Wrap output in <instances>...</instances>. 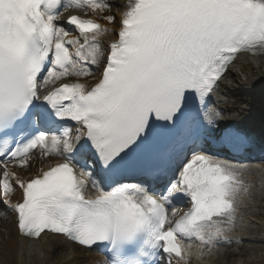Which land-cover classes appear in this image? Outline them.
Instances as JSON below:
<instances>
[{"label": "snow or ice", "instance_id": "1", "mask_svg": "<svg viewBox=\"0 0 264 264\" xmlns=\"http://www.w3.org/2000/svg\"><path fill=\"white\" fill-rule=\"evenodd\" d=\"M242 54L264 56V0H0V198L19 232L95 246L106 264L240 243L245 169L219 153L253 137L211 105ZM37 151L59 162L21 178Z\"/></svg>", "mask_w": 264, "mask_h": 264}, {"label": "bare ground", "instance_id": "2", "mask_svg": "<svg viewBox=\"0 0 264 264\" xmlns=\"http://www.w3.org/2000/svg\"><path fill=\"white\" fill-rule=\"evenodd\" d=\"M124 2L125 0H118L120 4ZM119 9L117 16L124 10L121 7ZM70 14L83 15L76 10H72L68 15ZM67 17L64 19L66 20ZM101 23L105 22L101 21ZM109 27L113 26L109 25ZM116 38H118L116 35L102 38L105 61L107 43ZM239 87L241 91L237 98L232 91H237ZM211 106L221 113L220 126L227 125L243 129L253 139L262 141L261 137H264V56L240 55L220 82V88L213 97ZM249 152L257 153L258 156L241 161L259 162L264 158V143L259 142L253 145ZM35 156V163L31 168L27 170L17 168L21 178L28 179L41 167L46 169L59 162V159L54 156L41 158L39 153ZM243 167L245 170L239 179L247 187V192H242L238 197L240 219L228 233L233 241H240V243L220 245L211 253L205 249L204 255H198V250L194 246L189 264H264V166L263 169ZM15 187L16 191L12 194L11 201L12 203L22 202V190L18 186ZM0 203L9 212L6 216L0 217V264H106V258L93 251H87L92 256L86 258L81 256L82 254L78 251H86L85 248L70 243L62 236L43 234L37 240L24 237L18 230L16 213L5 206L2 198ZM0 212H2L1 204Z\"/></svg>", "mask_w": 264, "mask_h": 264}, {"label": "rangeland", "instance_id": "3", "mask_svg": "<svg viewBox=\"0 0 264 264\" xmlns=\"http://www.w3.org/2000/svg\"><path fill=\"white\" fill-rule=\"evenodd\" d=\"M116 9V10H115ZM118 10V11H117ZM119 11H120V9H119V7H115L114 8V10H113V13L114 14H117V13H119ZM67 16V13H65L64 14V18ZM72 79H74V78H71L70 80H72ZM241 91V88L239 87V89L237 90V91H234V96L235 97H237L238 96V94H239V92ZM238 98V97H237ZM36 157V156H35ZM18 168V167H17ZM17 168H15V170H17L16 172L18 173V175H20V171L17 169ZM1 204V211L2 212H6L5 211V209H4V206H2V203H0ZM7 213V212H6ZM8 214V213H7ZM1 217V216H0ZM82 251V252H81ZM81 251H78V252H80L82 255L81 256H84L85 258L86 257H88V256H92L91 254H89L87 251H84V250H81ZM98 262V261H97ZM99 263V262H98Z\"/></svg>", "mask_w": 264, "mask_h": 264}]
</instances>
